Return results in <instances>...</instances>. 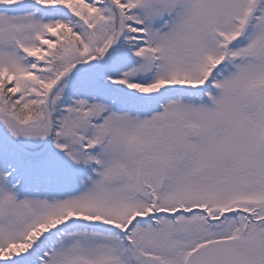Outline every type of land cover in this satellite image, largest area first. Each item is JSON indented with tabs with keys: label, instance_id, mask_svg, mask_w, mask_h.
Returning a JSON list of instances; mask_svg holds the SVG:
<instances>
[{
	"label": "snow or ice",
	"instance_id": "6c2138e0",
	"mask_svg": "<svg viewBox=\"0 0 264 264\" xmlns=\"http://www.w3.org/2000/svg\"><path fill=\"white\" fill-rule=\"evenodd\" d=\"M0 264H264V0H0Z\"/></svg>",
	"mask_w": 264,
	"mask_h": 264
}]
</instances>
